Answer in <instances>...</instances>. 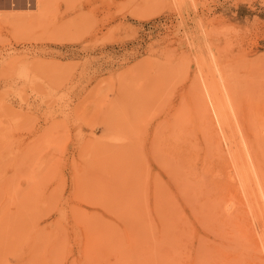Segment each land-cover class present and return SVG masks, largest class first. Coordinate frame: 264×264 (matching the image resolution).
<instances>
[{"label":"rangeland","instance_id":"rangeland-1","mask_svg":"<svg viewBox=\"0 0 264 264\" xmlns=\"http://www.w3.org/2000/svg\"><path fill=\"white\" fill-rule=\"evenodd\" d=\"M0 264H264V0H0Z\"/></svg>","mask_w":264,"mask_h":264},{"label":"bare ground","instance_id":"bare-ground-1","mask_svg":"<svg viewBox=\"0 0 264 264\" xmlns=\"http://www.w3.org/2000/svg\"><path fill=\"white\" fill-rule=\"evenodd\" d=\"M36 2V1H35ZM196 87H199V85L197 86L196 85ZM202 88V87H201ZM197 89V88H196ZM201 90V89H200ZM204 90V89H203ZM207 90V89H206ZM203 93H205V91H203ZM212 93V92H211ZM197 94V93H196ZM204 97L203 98H206L207 99V97H205V95H203ZM196 98V97H195ZM198 105H199V103H198ZM201 105V104H200ZM203 105H204V103H203ZM217 105V104H216ZM220 105H222L221 103H220ZM232 105V104H231ZM207 106V105H206ZM205 107V106H204ZM203 107V108H204ZM221 107H223V106H221ZM202 107H201V109H203ZM207 108V107H206ZM211 108V107H210ZM219 109V108H218ZM206 110V109H205ZM222 110V109H221ZM217 114V113H216ZM224 114V113H223ZM202 115V114H201ZM207 115V114H206ZM203 116H205V115H203ZM207 117V116H206ZM204 118V117H203ZM223 118V117H222ZM206 120V119H205ZM208 120V119H207ZM205 122H208V121H205ZM206 125H207V123H206ZM205 129H207V128H205ZM210 129V128H209ZM210 131V130H209ZM215 131V130H214ZM214 134V133H213ZM212 134V131L210 132V135L208 134L207 136L209 137V139H210V141H212V142H215V138H214V135ZM216 137V136H215ZM154 140V139H153ZM154 142V141H153ZM190 142V141H189ZM192 143V142H191ZM211 144V143H210ZM213 144V143H212ZM218 143H216V145H217ZM191 145V144H190ZM208 145V144H207ZM215 147H216V145H215V143L213 144ZM176 146V145H175ZM209 147H210V145H209ZM212 147V146H211ZM219 146H217V148H218ZM213 148V147H212ZM181 149V148H180ZM215 150V149H214ZM219 149H217V151H218ZM221 150V149H220ZM175 151V150H174ZM215 152V153H217L218 154V152ZM250 153V152H249ZM174 154V153H173ZM235 154V153H234ZM234 157V159H236V161L237 162H239V158H236V154L233 156ZM180 164V163H179ZM183 165V164H182ZM204 165V164H203ZM223 165V164H222ZM180 166V165H179ZM239 167V168H238ZM238 169H240V166L238 165ZM240 172V171H239ZM241 173L243 174L242 175V177H246L245 176V171H244V169L241 167ZM227 174V173H226ZM225 177V176H224ZM218 179H219V177H218ZM243 179V178H242ZM223 180H225L224 178H223ZM225 182V181H224ZM223 182V183H224ZM225 183H227V181L225 182ZM201 246V245H200Z\"/></svg>","mask_w":264,"mask_h":264}]
</instances>
